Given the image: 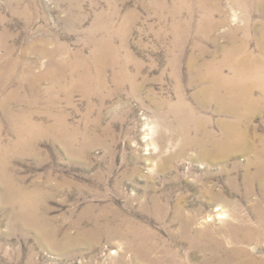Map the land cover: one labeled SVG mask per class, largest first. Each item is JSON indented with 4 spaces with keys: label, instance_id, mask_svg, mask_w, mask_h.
Returning a JSON list of instances; mask_svg holds the SVG:
<instances>
[{
    "label": "rangeland",
    "instance_id": "374dc122",
    "mask_svg": "<svg viewBox=\"0 0 264 264\" xmlns=\"http://www.w3.org/2000/svg\"><path fill=\"white\" fill-rule=\"evenodd\" d=\"M263 32L264 0H0V264H216L194 240L258 224L255 154L184 149L180 95L220 135L232 118L190 79L233 40L264 60ZM98 43L117 62L95 64ZM21 114L40 127L22 146ZM243 245L264 259V237Z\"/></svg>",
    "mask_w": 264,
    "mask_h": 264
},
{
    "label": "bare ground",
    "instance_id": "6f19581e",
    "mask_svg": "<svg viewBox=\"0 0 264 264\" xmlns=\"http://www.w3.org/2000/svg\"><path fill=\"white\" fill-rule=\"evenodd\" d=\"M262 35L264 36V32ZM101 42L104 41L102 40ZM247 45L246 41L238 43L233 40L232 44L226 48L221 60L218 62L214 60L205 61L201 65L204 69L202 70L199 66V73L190 79V84H197L198 81L204 83L195 93V97L201 99L202 101L200 100V102H202L203 105L204 103L209 104L210 102H215L220 111L228 114V116L232 118L223 121L221 124V134L218 135L215 131L208 129L206 121L200 119L199 116L194 113L195 111L192 110V107L182 95H180V110L184 109L187 115L183 116L180 114L179 116L180 123L184 127L182 128L185 138L183 142L184 149L196 147L200 149L203 157H212V159L214 157L220 160H226L227 156L238 150L253 151L255 154L253 160L256 171L247 176L246 180L250 188L247 190V195H245L248 196L254 193V184L258 183L262 196L261 200L264 201V135L255 133L252 136L251 126H249L248 123L254 112L264 107V60H261V57L254 55L252 52L247 51ZM107 50L109 55L111 54V61H109L111 63L117 62L118 56L116 54V49L112 45L105 46L104 44V46H102L101 43H98V48L93 54L96 62L93 61V58L92 61L95 62V64L98 63L97 65H102ZM194 64L193 62L191 66ZM87 67L85 69H87ZM226 68L229 69V73L225 72ZM103 69L104 66L97 69L96 71L99 70L98 74L96 73L94 76L85 70L86 73L79 81L81 83L86 82L88 87H90V80L94 78L97 79L99 83H103ZM118 75L117 77H120ZM125 78L135 83V79L132 76H126ZM257 87L261 88L262 94L259 97L256 95L257 98H255V89ZM134 88L135 90L137 89L135 85ZM32 118L33 116L30 117V114H21L13 118L12 122L15 124L14 131L17 133V140L14 145H24L28 141L29 136L33 137L32 135L37 133L35 131L40 127L36 123L37 121H33ZM39 125L41 126L40 123ZM16 149L18 148L16 147ZM1 151L2 141L0 140V155ZM14 194L20 196L21 200H23L22 198L28 199L27 195L19 188H16ZM260 207V205L256 206V210H258L257 219L259 220L256 222L258 223L257 225L252 224L253 222H244V224L238 225L240 227L235 226L229 231L228 238H217V236H208L207 238L205 236L208 232L204 230L197 233V237L195 236L196 239L194 238L195 240L193 243L194 249H198L202 253H209L213 257H218L216 264H264V259H258L253 251L249 252L243 245L244 242H258L264 237V212L261 211Z\"/></svg>",
    "mask_w": 264,
    "mask_h": 264
}]
</instances>
